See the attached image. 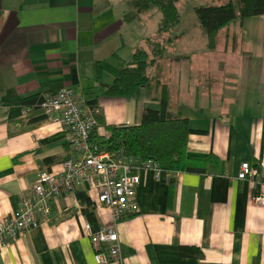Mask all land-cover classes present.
Wrapping results in <instances>:
<instances>
[{
  "label": "crops",
  "instance_id": "1",
  "mask_svg": "<svg viewBox=\"0 0 264 264\" xmlns=\"http://www.w3.org/2000/svg\"><path fill=\"white\" fill-rule=\"evenodd\" d=\"M127 10V0H0V219L32 197L40 173L57 175L72 157L59 121L34 108L18 110L63 87L97 112L102 120L97 134L106 141L108 126H135L143 110H158L165 86L168 112L194 131L185 156L216 161L206 159L178 174L162 171L159 177L137 170L138 211L118 221L85 188L54 198L50 216L1 250L0 264H97L95 254L106 248L93 246L84 231L85 210L97 230L117 233L118 257L106 264H264V205L251 201L264 187L237 179L241 163L264 164V15L237 20L245 66H225L219 86L205 69L203 82L191 88L179 79L172 82L162 71V55L146 69L150 84L130 97L113 98L106 88L120 69L133 66L132 54L146 48L161 19L151 10L125 22ZM249 21L256 41L247 50L254 43L243 31ZM180 27L175 38H196ZM199 35L197 51L210 56L212 49ZM231 38L228 31L225 42ZM184 249L199 256L185 255Z\"/></svg>",
  "mask_w": 264,
  "mask_h": 264
},
{
  "label": "built area",
  "instance_id": "2",
  "mask_svg": "<svg viewBox=\"0 0 264 264\" xmlns=\"http://www.w3.org/2000/svg\"><path fill=\"white\" fill-rule=\"evenodd\" d=\"M33 108L48 120L62 124L72 157L62 162L59 174L40 173L32 186V197L0 219V251L46 220L51 213L52 199L72 194L80 188L94 192L96 205L108 208L114 221L137 213L135 193L140 179L136 171L151 170L155 177H159L162 171L151 162L135 165L118 158L94 142L92 133L97 122L93 111L79 101L72 88L63 87L53 95L43 96ZM237 179L259 183L264 187V164L251 167L246 162L241 163ZM251 201L264 205V193L253 195ZM83 228L93 246L106 248V253L99 251L95 254L97 264H106L108 259L118 257V237L113 228L93 232L89 223H85Z\"/></svg>",
  "mask_w": 264,
  "mask_h": 264
},
{
  "label": "trees",
  "instance_id": "3",
  "mask_svg": "<svg viewBox=\"0 0 264 264\" xmlns=\"http://www.w3.org/2000/svg\"><path fill=\"white\" fill-rule=\"evenodd\" d=\"M180 0H127L128 10L124 21L131 22L148 11L156 10L161 19L156 33L146 42V49H137L132 54V67L120 69L113 83L105 90V95L113 98H127L141 87L150 84L146 75L148 66L155 63L165 50L170 39L166 35L178 27L180 15L176 3ZM194 13L202 35L209 49L215 47V37L223 28L235 20H243L264 15V0H228L218 6L195 7ZM41 100V99H40ZM33 100L24 102L18 110L33 108ZM158 110L145 109L141 112L138 125L108 126L109 136L101 140L97 131L102 121L96 111L93 115L97 126L93 130L92 140L101 148L118 158L142 165L151 162L161 171L177 172L206 159L216 161L214 157L188 158L185 155L189 137L194 133L186 122L168 112L166 88L164 86ZM32 104V105H31ZM85 216L92 231L98 228L91 214ZM185 255L199 256L197 250L184 249Z\"/></svg>",
  "mask_w": 264,
  "mask_h": 264
},
{
  "label": "rangeland",
  "instance_id": "4",
  "mask_svg": "<svg viewBox=\"0 0 264 264\" xmlns=\"http://www.w3.org/2000/svg\"><path fill=\"white\" fill-rule=\"evenodd\" d=\"M227 1L228 0H180L176 3V7L180 15V31L186 30L190 33V36H196V38L190 39L189 41L186 39H179V37L177 39L175 38L176 31H172V33L170 32L166 35V38L170 40L165 44V50L162 54L166 60L165 64H163L162 71L169 75L172 82H175L177 79H179L182 86L187 83L191 88L193 85H198L203 82L205 77L201 75V73L203 74V69H205L212 70L211 84L213 86H219V80L223 77L221 72H224L225 66L232 65L237 68L245 66V60H243L239 55V52H241L243 48L240 50L241 36L237 20V22L234 21L235 23H233L234 25L231 27H225L219 31L215 37V47L212 49L210 56L206 55V57H203V54L200 55V51H197L200 49L198 47V40L200 37L199 34L202 33L194 13V8L218 6L226 3ZM255 19L260 18L259 16L251 17L247 20ZM148 21L151 23L153 22V19L150 18ZM250 22L251 21L247 22V25L243 28L247 39L249 41L254 40L253 44L251 42L247 44V50L252 49V47L254 48L256 41L255 38L252 39L250 36L252 29H255ZM228 31H230V34L233 36V38H231L229 43H226L224 36L226 33H228ZM262 44L264 51V42ZM231 50H233L235 52L234 54L236 55L230 53L227 54V52H230ZM174 53H177L178 56L180 55V57L176 58L175 56H170V54ZM184 53H188V55H184ZM157 69H159V67ZM178 73H180V75H177Z\"/></svg>",
  "mask_w": 264,
  "mask_h": 264
}]
</instances>
